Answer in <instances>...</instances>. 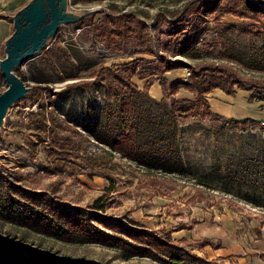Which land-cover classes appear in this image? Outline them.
<instances>
[{
    "label": "rangeland",
    "instance_id": "obj_1",
    "mask_svg": "<svg viewBox=\"0 0 264 264\" xmlns=\"http://www.w3.org/2000/svg\"><path fill=\"white\" fill-rule=\"evenodd\" d=\"M209 1L61 2L74 21L60 25L44 49L13 70L29 91L0 116V238L52 260L175 264L158 252L144 257L129 245L79 240L55 219L57 208L80 211L91 227L104 229L91 221L100 199V221L133 220L209 261L264 264V102L250 100L264 93V69L248 68L253 50L262 53L264 36L260 25L235 13L253 5L264 10V0H223L215 11H233L220 23L198 7ZM185 12L181 32L171 35ZM117 26L124 35L109 41L103 29ZM184 42L186 54L178 55ZM161 58L205 67L206 76L223 68L253 89L218 102L222 119L184 116L165 97L164 81L187 80L189 70L153 76ZM135 61L139 75L132 81L145 91L136 100L138 142L155 157L173 159L172 173L162 168L164 158L140 165L112 148L123 122L109 72L128 77ZM158 80L160 98L151 92ZM8 88L0 69V94ZM190 98L184 90L175 100L188 105ZM208 102L216 111L215 97L208 95ZM232 119L242 123L232 127Z\"/></svg>",
    "mask_w": 264,
    "mask_h": 264
},
{
    "label": "trees",
    "instance_id": "obj_2",
    "mask_svg": "<svg viewBox=\"0 0 264 264\" xmlns=\"http://www.w3.org/2000/svg\"><path fill=\"white\" fill-rule=\"evenodd\" d=\"M223 2V0L209 1L208 7L204 4H199V9L204 12H214V20L220 23V21L228 14L232 13V8L227 9L224 12H217L215 9ZM240 12H235L237 15L243 18H249L254 21L256 25H260L262 28L259 30L264 36V10L258 5H253L247 12L242 10H237ZM189 12V11H188ZM1 19V17H0ZM111 19V18H109ZM112 20V19H111ZM117 21L116 19H114ZM187 20L186 12L182 14L175 22L172 29L171 35H175L181 32L180 25H183ZM251 34V31H248ZM102 33L109 41H114L115 36L120 38L124 35L121 26L116 28L103 29ZM190 45L186 42L182 43L176 48V53L186 54V46ZM222 52L229 54V49L227 43L223 41L221 43ZM262 53L253 50V54L249 60L248 68L252 69H264V44L260 48ZM138 61L132 63L133 71L130 76L123 77L118 75L115 71H110L111 75V86L110 92L112 95L120 100V111L123 122V130L117 135L114 142L112 143V148L124 155L125 158L130 159L140 165H147L149 159L160 162L163 159L165 162L163 169L167 172H174V160L169 157H155L151 152V149L143 148L138 142V105L137 97L145 94L144 90H141L133 81L132 76L139 75ZM129 66H125L128 69ZM187 68L190 71V77L182 79L179 81L168 82L164 81L165 97L173 98V106H177L179 111L184 116H199L201 118H212V119H222V116L213 112L209 102L208 95L214 90L220 89L225 94L229 96H236L237 90H247L253 89L252 87H246L244 81L240 78L236 79L230 73L225 72L223 68L216 67L211 73V75L206 76L207 68L199 67L195 68L190 64L185 63L182 60H170L169 58H161L156 64V70L153 76L165 75L176 69ZM128 71V70H126ZM104 72H107L104 70ZM205 75V76H202ZM257 88V86H256ZM255 88V89H256ZM181 90H186L192 93L193 100L190 101L188 105H180L176 102V97L179 95ZM256 91V90H255ZM251 101L257 100L264 102V93L255 92L250 98ZM244 122H256L253 119H246ZM227 123L231 124L232 127H238V123L242 121L237 120H227ZM152 157V158H151ZM158 167V166H156ZM100 199L95 201V206L93 207V214L90 218L91 221H99L104 229H97L91 227L87 223V217L80 211H77L73 215L69 212H64L62 210H56L55 219L60 222H64L66 226L70 228L71 234L76 236L79 240L85 242H94L104 245H111L114 247L118 246H130V250L137 254H141L144 257H154V253L158 252L172 263L184 264L188 261L194 264H224L214 261H209L201 258L195 254L188 252L176 245L177 241L171 236L162 238L157 235L153 230L137 224L133 220L127 221L123 220H107L103 219L100 221L99 212L104 211V206L99 205ZM59 215V217H58ZM125 219V217H123ZM114 233V234H111ZM132 243V244H131ZM198 244V242H197ZM16 242L8 241L0 238V264H95L91 262L77 261H62V260H52L48 255H41L30 249L21 248ZM138 245V246H135ZM192 263V264H193Z\"/></svg>",
    "mask_w": 264,
    "mask_h": 264
},
{
    "label": "water",
    "instance_id": "obj_3",
    "mask_svg": "<svg viewBox=\"0 0 264 264\" xmlns=\"http://www.w3.org/2000/svg\"><path fill=\"white\" fill-rule=\"evenodd\" d=\"M63 0H32L24 9L14 16V33L6 41V56L0 62V69L9 84V88L0 94V116L4 111L24 99L29 89L17 77L13 70L31 59L36 53L46 47L47 41L54 37L60 25L73 22L74 19L64 14L61 8ZM41 4L45 16L39 19L36 5ZM28 30L34 32L32 40Z\"/></svg>",
    "mask_w": 264,
    "mask_h": 264
},
{
    "label": "crops",
    "instance_id": "obj_4",
    "mask_svg": "<svg viewBox=\"0 0 264 264\" xmlns=\"http://www.w3.org/2000/svg\"><path fill=\"white\" fill-rule=\"evenodd\" d=\"M31 2H32V0H0V17H1V19H0V50H1V47L3 46V44L4 43L6 44V41L14 33V30H15V28H14V19H13L14 16L19 11L24 9ZM168 73H170V72H168ZM182 91H184V90H181V92ZM151 92L154 93L155 97H158V98L163 97L162 90H161V85H160V81L159 80L158 81H154V84L151 86ZM181 92L179 94H181ZM209 95L215 97L216 103L213 104L212 107L216 108V111H214V110L213 111L215 113H217V114L218 113H222L220 111L221 105L220 104L218 105V102H222V101L225 102V100H229V98L233 97V96H229V95L225 94L220 89L214 90Z\"/></svg>",
    "mask_w": 264,
    "mask_h": 264
},
{
    "label": "bare ground",
    "instance_id": "obj_5",
    "mask_svg": "<svg viewBox=\"0 0 264 264\" xmlns=\"http://www.w3.org/2000/svg\"><path fill=\"white\" fill-rule=\"evenodd\" d=\"M44 7L41 4H37L33 11H36L37 16L39 19H42L45 16V10L43 9ZM29 34L31 35V38H28V40H32L33 36H34V32H32L31 30H28Z\"/></svg>",
    "mask_w": 264,
    "mask_h": 264
},
{
    "label": "built area",
    "instance_id": "obj_6",
    "mask_svg": "<svg viewBox=\"0 0 264 264\" xmlns=\"http://www.w3.org/2000/svg\"><path fill=\"white\" fill-rule=\"evenodd\" d=\"M188 77L190 76V71H187V74H186Z\"/></svg>",
    "mask_w": 264,
    "mask_h": 264
}]
</instances>
